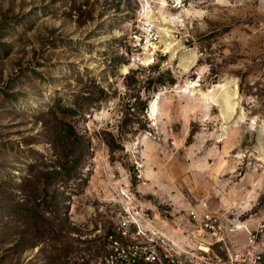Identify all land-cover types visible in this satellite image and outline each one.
Returning a JSON list of instances; mask_svg holds the SVG:
<instances>
[{"label": "rangeland", "instance_id": "obj_1", "mask_svg": "<svg viewBox=\"0 0 264 264\" xmlns=\"http://www.w3.org/2000/svg\"><path fill=\"white\" fill-rule=\"evenodd\" d=\"M190 211L264 226V0H0V264L196 253Z\"/></svg>", "mask_w": 264, "mask_h": 264}, {"label": "built area", "instance_id": "obj_2", "mask_svg": "<svg viewBox=\"0 0 264 264\" xmlns=\"http://www.w3.org/2000/svg\"><path fill=\"white\" fill-rule=\"evenodd\" d=\"M160 38L156 28L149 22L142 23L132 31L130 35L133 51L132 65L153 66L159 52ZM129 214L136 222L148 221V216L141 211L132 210ZM188 221L194 229L190 231L189 236L192 239L189 237L191 240L188 241L194 243L196 253L189 251V245L185 244L181 247L175 240L166 237H158V241L148 239L137 226V236L145 243L149 242V245L147 247L138 244L127 246L121 251L123 260H119L116 264H263L258 238L263 236L264 226L260 225L252 229L247 222L225 224L220 216L207 211H190ZM239 230H245L248 234L246 245L242 250H236L237 246L232 241ZM220 252L225 254L224 258L218 254Z\"/></svg>", "mask_w": 264, "mask_h": 264}]
</instances>
